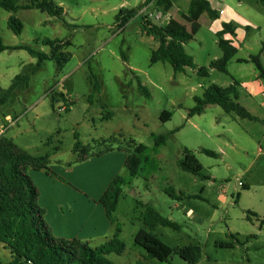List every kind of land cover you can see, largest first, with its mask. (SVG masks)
<instances>
[{
    "label": "rangeland",
    "instance_id": "1",
    "mask_svg": "<svg viewBox=\"0 0 264 264\" xmlns=\"http://www.w3.org/2000/svg\"><path fill=\"white\" fill-rule=\"evenodd\" d=\"M53 1L65 10L63 19L37 9L15 14L0 10V41L6 46L26 45L50 53L51 47L42 44L44 40L71 42L64 50L68 61L61 70L55 61H45L31 76L29 88L20 90L7 104L0 135L6 134L31 155L49 156V174L69 187L67 202L63 189L49 186L38 178L39 172H29L42 192L40 205L55 217L49 218L54 238L81 240L93 248L112 239L116 225L100 235L104 207L98 199L109 180L111 184L120 176L125 181L123 197L113 216L122 229L120 239L126 250L122 255L107 256L114 264H188L178 255L167 262L150 259L135 243L136 234L144 228L145 208L141 204L153 206L181 225L179 231L157 229L156 234L167 246L200 244L202 259L198 264H264V227L256 218L247 219L248 212H253L264 220V156L259 152L264 124L227 114L219 106L188 121V113L196 105L195 96H201L211 84L229 87L233 78L250 80L256 72L254 65L233 59L227 74L212 69L209 77H203L190 68L175 73L167 62L151 64L158 42L142 33V15L163 26L182 14L185 19L180 21L190 30L187 13L191 0H171L169 12L152 2L124 29L118 28L119 10L140 8L145 0ZM240 1L239 5V0H219L224 16L217 20H210L206 14L201 17L200 31L185 45L198 67H208L222 58L215 30L228 20L240 36L246 27L254 28L250 45L246 42L237 58L257 55L261 50L264 63V8L259 0ZM12 15L24 24L21 35L9 28ZM36 62L25 50L4 51L0 54V86L8 89L28 64ZM138 80L150 96L139 91ZM239 102L244 105L242 99ZM166 111L173 117L164 122L161 116ZM176 129L179 131L162 147H155V136ZM77 141L82 147L90 146L94 153L117 147L127 158L135 144H142L147 148V160L133 178L120 162H102L97 155L79 160V153L73 152ZM186 149L195 154L208 179L182 170L180 162ZM202 149L219 156L210 157ZM172 189L178 197L181 192L185 195L173 199L166 193ZM187 195L198 197L189 199ZM61 203L66 217L57 219L54 212ZM188 211H192L189 216ZM252 234L257 236L250 238ZM223 243H233L236 248H221ZM10 260V251L0 244V262Z\"/></svg>",
    "mask_w": 264,
    "mask_h": 264
},
{
    "label": "trees",
    "instance_id": "2",
    "mask_svg": "<svg viewBox=\"0 0 264 264\" xmlns=\"http://www.w3.org/2000/svg\"><path fill=\"white\" fill-rule=\"evenodd\" d=\"M20 1L25 0H0V10L15 14L19 10L37 9L52 17L64 18L65 10L53 0H32L23 4H20ZM152 2H155L157 7L162 8L164 6L165 12H169L173 5L171 0H145L140 8H121L117 16L118 28L124 29L132 20L137 18L141 8ZM259 2L264 8V0H259ZM187 14L188 21L191 23L190 30L180 21V18L185 19L182 14L179 17H171L170 21L163 26L155 24L149 16L142 15L140 22L142 33L148 37H153L158 42V47L151 54V64L167 62L173 67L175 73H184L186 68H190L203 77H209L212 69L227 74L228 65L237 55L238 49L224 36L226 34L235 36L236 26L233 23H225L223 30L217 33L218 45L223 52V57L212 61L208 67H198L194 58L187 53L185 45L194 40L200 31V19L203 15L206 14L210 20H217L220 18V14L213 9L207 0H191ZM8 23L9 28L16 35L23 33L24 24L19 18L12 15ZM42 44L51 47L49 54L26 45L6 46L0 41V54L10 50H25L37 59L35 65H28L23 74L14 78L8 89H3L0 86V123L7 104L16 98V94L20 90L29 88L31 76L41 69L45 61H55L60 70L68 61V56L64 50L71 45L70 41L44 40ZM245 62L253 63L261 77L264 78V66L261 63L260 54L252 55L249 61L239 60V63ZM138 84L139 91L150 96L149 91L140 80H138ZM238 86L239 83L236 80L229 87L211 84L201 96L194 97L196 105L189 111L188 117L202 115L208 106H219L227 114H234L251 122H260L258 117L251 114L238 101ZM108 117L110 118V114ZM172 117L173 114L166 111L161 116V120L167 122ZM178 131L179 129H176L169 134L155 136V147H162ZM111 149L94 153L90 146L82 147V144L77 141L73 152L79 153V160L84 161L91 156L101 155ZM146 152L147 148L144 145L135 144L133 153H130L126 161V167L131 177L135 178L138 175L140 166L147 160ZM202 153L210 157L219 156L218 153L208 149H202ZM184 154L185 159L180 162L182 170L202 179H208L206 175H203V166L195 154L188 149L184 151ZM50 163L49 156L31 155L18 147L6 134L0 135V244L5 245L11 253V260L7 263L0 262V264H114L107 256L110 254L122 255L126 250L124 242L120 239L122 229L119 224H115L113 216L123 196L124 179L117 176L98 201L104 207L108 220L116 225V233L106 244L93 248L89 243L81 240L54 238L52 230L45 220V209L39 203V188L29 174L30 171H46L48 174ZM244 188L250 189L248 186ZM166 193L173 199H182L181 196L185 195L184 192H181L178 197L173 189L167 190ZM186 197L193 199L198 196L187 195ZM141 205L145 208L144 228L136 234L135 243L147 252L150 259L167 262L174 255H178L188 264H198L201 261L202 248L200 244L170 248L163 243L156 234L157 229L168 227L179 231L181 225L162 216L153 206ZM254 218L260 221V227H264V220L260 219L258 214L248 212L247 219L253 221ZM256 236V234H252L250 238ZM220 247L235 249L236 245L223 243Z\"/></svg>",
    "mask_w": 264,
    "mask_h": 264
},
{
    "label": "crops",
    "instance_id": "3",
    "mask_svg": "<svg viewBox=\"0 0 264 264\" xmlns=\"http://www.w3.org/2000/svg\"><path fill=\"white\" fill-rule=\"evenodd\" d=\"M207 1L210 2V4L212 5L213 9H215V10H217L219 12L220 17H222V16L225 15V11L222 10V12H223L222 13L221 12V7H219V3H218L219 0H207ZM240 2L241 1L239 0V5L241 4ZM216 6H218V9H217ZM225 23H232V22H231V20H228V22H224V23L222 22V25L219 24V26H217L216 27V30H215L216 35H217L218 32H220V31L223 30V24H225ZM246 25H247V23H246ZM252 29H254V28L246 27V29L242 32V36H240V34L238 35V31L239 30H237L235 36H232L230 34H226L224 36V38L226 40H230L232 42V45L238 49L237 55L233 58V59H236V61L238 63H239V60H248L249 61L250 60V57L252 55H256V54H249L247 58H237V56L239 54V51H240V48H242V46H244L246 42H247V44L249 43V39H250L249 35L251 34V32L253 34H255L252 31ZM259 29L260 28H257V29L255 28V30H259ZM246 31L249 32L248 35H247ZM239 37H241L240 38L241 41L238 39ZM250 43L248 45H250ZM257 54H260V60H261V63L263 64V66H264V63H263V60H262V54H263V52H261V50H260ZM31 64H28V65H31ZM245 64H252V65H254L251 62H247V63L245 62ZM228 67H229V65H228ZM254 67H255V65H254ZM255 71L256 72L254 73V75H252V78L250 80H248V81L239 82L238 80H236L234 78H233V80L234 81L236 80L239 83V86H238L239 100H241V99L243 100V102H244V105L243 106L251 114H253L254 116H256V117H258L260 119V122H257V123L264 124V78L261 77L260 72L256 69V67H255ZM234 81H233V83H234ZM210 107H212V106H208L206 108V110L209 109ZM189 119L190 118L188 117V121H189ZM0 127H2V125H0ZM261 134H262V139L259 142L260 143L259 144L260 145L259 152L261 153V155L264 156V131H262ZM111 148L112 149L110 151L104 152L101 155H97L98 160L99 161H102V162H107V163H110V162H120L121 168L124 167V166H126L127 157L122 152V150L119 149V148H117V147H111ZM35 172H39L38 178H40L42 181L47 182L49 184V186H53L54 188H57V189H63L64 199H65V201L69 202V187L66 184H63L59 180L58 177H56L54 175H50L49 173L47 174L46 171H35ZM110 181H111V179L109 180V182ZM109 182L107 183V185H106L103 193L101 194L100 198L102 197V195L104 194L105 190L109 186V184H110ZM248 187L250 188V186H248ZM41 194H42V192H40V196H41ZM122 197H121V199H122ZM100 198L98 199V201L100 200ZM81 199H83V201H85L86 203H89V201H87L83 196H81ZM39 203H40V201H39ZM96 203H97V200H96ZM43 208L45 209V212H46L45 213V220L48 223V225L51 227V223L49 222V218H52V220H55V217H53L52 211H49L46 207H43ZM191 212L192 211H188L187 212V216H189L191 214ZM54 213L57 214V217H56L57 219H63V218L66 217V214L64 212V208H63L62 203L61 204H58V206L56 207ZM101 214H102V221H101V223L103 225L102 226L103 227L102 228L103 231L100 233V235L103 234L104 230L105 231H107L109 229L111 230V228L114 226L108 220V218L106 216V213H105V209L101 211Z\"/></svg>",
    "mask_w": 264,
    "mask_h": 264
},
{
    "label": "built area",
    "instance_id": "4",
    "mask_svg": "<svg viewBox=\"0 0 264 264\" xmlns=\"http://www.w3.org/2000/svg\"><path fill=\"white\" fill-rule=\"evenodd\" d=\"M239 184H240V186H243V183L242 182H240Z\"/></svg>",
    "mask_w": 264,
    "mask_h": 264
}]
</instances>
